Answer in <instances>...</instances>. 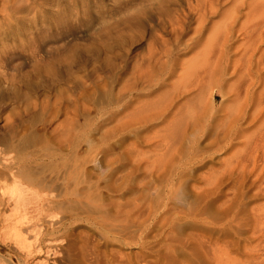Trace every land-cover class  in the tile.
I'll return each mask as SVG.
<instances>
[{
  "label": "bare ground",
  "instance_id": "obj_1",
  "mask_svg": "<svg viewBox=\"0 0 264 264\" xmlns=\"http://www.w3.org/2000/svg\"><path fill=\"white\" fill-rule=\"evenodd\" d=\"M40 3L0 0V99L50 84L40 111L24 97L0 132V264H145L133 244L155 251L152 264H264V203H253L264 200V0H86L59 21ZM83 21L104 33L85 49L96 56L131 28L149 49L73 91L83 48L44 64L39 47L54 51ZM92 108L117 139L101 160L55 126L81 131Z\"/></svg>",
  "mask_w": 264,
  "mask_h": 264
},
{
  "label": "rangeland",
  "instance_id": "obj_2",
  "mask_svg": "<svg viewBox=\"0 0 264 264\" xmlns=\"http://www.w3.org/2000/svg\"><path fill=\"white\" fill-rule=\"evenodd\" d=\"M84 1L86 0H54L52 3H48L45 0H42L43 3H40V5L38 6V10H40L39 12H42V14L47 12L46 10H51V12L53 13L56 12V20L59 21L60 19L64 18L68 9L71 8V5H80ZM103 1H105V3L113 2V0H111V2L110 0ZM92 2L94 3L96 2V0H92ZM221 7H223L221 9L222 12L227 7V5L224 6L221 4ZM108 9L110 10V8ZM93 15H96V13L94 12ZM121 15L122 14L110 15L107 18L109 24L119 25ZM150 17V23L156 24V18L154 17V15ZM218 18L219 15L214 16L212 20L216 21ZM112 33L113 35L111 41L115 40V42L110 41L111 45L113 46L112 50L107 52H101L96 56V54L90 53L85 49H88L92 42L99 43L105 41L104 33L100 31L97 26L90 25L85 21L81 23H70L64 31L65 43L61 41L56 42L55 44H58L59 46L52 52L46 51V47L40 45V52L44 57L43 63L45 64L48 60L54 58L57 53H62L64 49H71L72 47L83 48V52L81 54H77L75 58L78 60V62L73 63L71 66L73 79L72 83L70 82V85L72 86L73 91L75 89L81 88H79V80L81 83H83L84 86H92L95 82H102L105 78H108V76L113 73L129 71L130 67L134 63H139V61L142 60L143 57H145L147 50L149 49L148 44L151 40L150 34L146 31H144L143 33H137L134 28H131L130 30L126 29L119 32L112 31ZM204 33H206V31ZM166 37L167 36H165V38ZM108 57L110 58L111 63L106 65L105 60ZM19 61L21 62L22 70L27 71L29 68L27 63L23 62V58H21ZM121 67L123 68V71L121 70ZM111 68L113 69L110 70ZM12 73V71L8 72V74ZM15 75L16 80L13 81L17 83L19 73L16 72ZM122 78L123 77H121V79ZM43 82L44 83H42V85L37 88V91L33 89L35 92L33 90H28V86H20L18 94H14L10 91L7 94V98L0 99V132L4 131L7 127H9L8 119L14 116V114L19 110V108H22L25 105V101L23 100L24 97L28 96L31 99L30 101L37 105L36 109L40 111L39 107L41 102L46 100L44 99L45 95L50 97V94L43 89L48 88L50 84L46 78L43 80ZM2 85L7 88L6 83H4V81H2ZM61 88L66 89L69 88V86L68 84H64ZM22 91L26 92L28 95L26 93H22ZM216 100L219 101V97H217ZM93 104L94 103L92 102V105ZM94 112V108H92L89 115V122H87V126L81 131L79 129L71 128L69 124L70 119H65L64 117H61L55 126L58 125L59 131L61 127L63 131L67 127H69V129L66 131V134L68 136L70 135L71 139L74 138L78 141L76 143L78 145L76 147V150L78 151V153H82L84 155V158L88 160H101L103 155V153L101 154L100 151L101 148L103 149L109 144H113L110 142H114L117 139L115 138V136H113V132L107 133L112 130V127L110 126L111 123L108 125H105L106 123L102 124V115L99 116V113ZM79 122H83L81 117H79ZM258 126L259 123L256 125V127L252 128L251 130L256 129ZM106 129L109 130L106 131ZM156 129H158V127H156ZM40 132H42V130ZM117 133V136L119 138L123 134H126V130L119 129ZM106 135H109L110 137L109 142H107L106 139H103V136L104 138H106ZM133 135V132L127 134V136H130V141L134 140ZM153 146L154 145L151 143L141 145L142 149L144 150L152 148ZM115 151H117L116 147ZM108 156L112 157L114 156V154H110ZM223 156L224 154L220 155L219 157L221 158ZM161 182L162 184H165V179L161 180ZM253 203L262 204L264 203V200H258ZM127 250H131V252H133L138 258H143L145 264H152L153 260L155 261L157 257L154 253L155 251L152 252V250L140 246V244H133L130 248H127ZM261 256H264V249L262 250ZM222 257L223 259L228 258L225 254H223ZM237 258L242 257L238 256ZM228 259L230 260V258Z\"/></svg>",
  "mask_w": 264,
  "mask_h": 264
}]
</instances>
